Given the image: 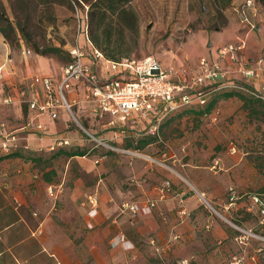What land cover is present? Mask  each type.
<instances>
[{"label":"rangeland","instance_id":"1","mask_svg":"<svg viewBox=\"0 0 264 264\" xmlns=\"http://www.w3.org/2000/svg\"><path fill=\"white\" fill-rule=\"evenodd\" d=\"M90 1L0 0L1 25L9 35L4 37L0 31V57L6 49L28 60H46L54 72L58 71L69 60L68 50L84 44L81 17L85 6L89 9ZM243 1L134 0L129 6L138 17V37L136 43L126 39L122 49L131 50L128 58L154 57L167 70L177 74L186 71L194 76L201 56L231 43L243 29L231 35L227 33L233 24L240 25L234 8ZM254 1L257 13L264 16V0ZM7 22L11 27L7 28ZM114 25L123 26L117 20ZM36 48H57L59 52L41 55L36 53ZM263 55L264 50L261 53L248 50L244 62H256ZM234 77V86L248 88L250 93L225 84L207 97L205 105L194 106L165 124L156 137L147 135L150 120H140L138 128H128L123 137L115 136L104 127L108 120L79 119L92 137L70 122V131L74 133L68 137L75 140L60 151L85 152V156L69 158L59 154L58 149L43 148L38 152L24 151L22 158H7L0 162V193L18 186L19 179L13 177L22 173L8 172L19 164L32 163L36 167L32 170L44 173L53 187L44 194L29 197L27 212L32 217L50 214L52 222L68 233L73 220L84 222L88 209L82 204L88 195H95L99 203L98 215L93 218L96 226L92 230L86 226L88 231L103 227L113 232L119 228L124 234L127 231L136 237L135 225L147 226L159 221L172 227L201 224L205 231L212 227L227 231L228 238L199 251L198 255H202L199 261L194 258L167 261L156 250L145 256L147 264H182L183 261L186 264H234L236 261L264 264V225L254 204V197L264 203V100L260 98L264 97V91H258L259 88L239 74ZM231 92L251 102L245 105L239 97L223 96ZM213 101L216 103L212 112L201 114ZM145 139H150V144L140 150L131 149ZM231 145L236 146V153L231 152ZM95 160L100 162L95 164ZM189 172L199 176L198 185L189 181ZM174 180L179 182L178 186L173 184ZM157 187L164 194L179 188L182 193L186 191L183 199L187 195L192 200L187 204L179 202L173 209L174 213L185 209L186 215L176 213L169 220L161 216L158 220L157 194L153 192ZM231 192L235 194L234 200ZM200 194H204L206 201ZM147 200L157 203L152 215L121 213L123 203ZM173 236V241L180 240L176 232ZM175 237L178 238L175 240ZM135 251V246L126 251L131 260H135Z\"/></svg>","mask_w":264,"mask_h":264},{"label":"built area","instance_id":"2","mask_svg":"<svg viewBox=\"0 0 264 264\" xmlns=\"http://www.w3.org/2000/svg\"><path fill=\"white\" fill-rule=\"evenodd\" d=\"M234 10L243 15V23L248 24L251 30L255 28L246 16L247 11H257L254 0H246ZM87 13L88 7L85 6L81 17L84 44H77L68 50L70 61L61 67L60 74L54 77L33 76L20 91L22 104L27 106L31 115L20 130L45 135L48 127L37 121L48 117L56 122L59 111L64 110L78 130H84L92 137L75 115L74 111L77 109L92 120H108L104 127L110 128L117 137L125 136L130 123L134 125L140 120H150L147 135L156 137L167 119L183 110L205 105L207 97L225 84L250 93L248 88L234 86L233 78L236 74L246 80L262 76L258 91H264V57L258 59L254 67L242 60L247 49L246 36L218 48L214 55L200 57L196 75L192 76L186 71L177 74L165 69L154 57L140 60L123 58L120 61L107 59L89 40ZM6 67V64L0 67V80L4 78ZM69 94L73 95V100L69 99ZM260 98L264 100V97ZM12 103L13 97L5 95L0 107ZM7 128L6 124L0 123V157L19 150L16 132ZM67 146H71V141L63 138L57 140L56 146L51 150ZM236 149L235 145H231L232 153H236ZM123 152L131 153L125 150ZM99 162L94 161L95 164ZM200 195L206 201L204 194ZM230 196L234 200L233 192ZM98 204L95 195L89 196L85 203L92 213H95ZM156 204L152 200L126 202L122 204L121 213L150 216ZM254 204L258 208L261 224L264 225V203L259 197H254ZM180 215H186V210H181ZM109 245L112 249L122 248L125 251L133 248L123 233L112 237ZM182 264H186V261ZM234 264H240V261Z\"/></svg>","mask_w":264,"mask_h":264},{"label":"crops","instance_id":"3","mask_svg":"<svg viewBox=\"0 0 264 264\" xmlns=\"http://www.w3.org/2000/svg\"><path fill=\"white\" fill-rule=\"evenodd\" d=\"M237 14L240 18V25L233 24L231 28L227 29V33L231 35V33H235V30L243 29L235 35L231 43H235L241 36H246L247 49L245 54L247 55L248 50H250V53H261L264 50V16L258 14L257 11H247L246 16L255 26L251 30L248 24L243 23V15L239 12ZM218 48L203 56L214 55ZM244 55H242L243 61ZM262 57L264 55L260 58ZM4 64L7 67L4 71V78L0 80V102L5 95H11L13 103L0 107V123L6 124L9 131L16 132L18 149L27 152H38V150L46 148L52 151L51 149L56 146L59 139L66 138L73 142L75 139L68 137L74 133L70 131L71 126L69 124L71 120L64 110L59 111V119L56 122H52L48 117H43L37 121L48 127L45 135L20 130L25 120L31 117L27 106L22 104L20 91L26 87L33 76H58L61 68L54 72L50 63L46 60L39 58L33 61L28 60L20 57L16 52L7 51L6 49L5 53L1 54L0 67ZM251 64L252 67L255 66V62ZM246 82L259 88L262 84V76L253 80H246ZM68 97L71 100L74 98L72 94H69ZM75 111L74 113L78 118L88 119L79 110L75 109ZM138 126L137 123L134 125L130 123L128 128L135 130ZM6 163L4 162V164ZM8 166H10L9 163ZM33 168L36 169L32 163H24L8 172L9 174H15L18 171L22 173L13 177L19 179L18 186L15 189L10 186L11 190L8 189V191H1L0 193V264H147L145 256L154 254L156 250H160L159 256L167 261L172 258H180L179 260L194 258V260L199 261L202 256L198 255L199 251H205V248L210 246L209 244L221 243L228 238L227 231H224L221 227H212L210 231H205L201 224L199 226L183 224L172 227L161 221L147 226L141 223L135 225L136 237H131V233L127 231L124 234L123 230L120 231L119 228L114 229L113 232L103 227H98L96 231H88L86 226L89 230L94 229L89 227L96 226L93 218L98 215V210L92 213L90 207L86 206L87 204L85 205L88 197L93 195H88L85 203L82 204L83 207L88 209L86 211L83 209L85 211L84 222L79 223L81 219L73 220L72 225H69L71 233H68L63 227L52 222L50 214H42L40 217L34 214V217H32L27 212L29 197L33 198V195L35 197L38 194H44L47 189L51 190V187H53L51 179L47 181L44 173L39 174L37 170H32ZM187 176L194 186L199 184L197 174L189 172ZM173 184L178 186L179 182L174 180ZM160 189L161 187L153 189V192L157 194L158 212L156 217L158 220L160 216L169 220L176 213H180V211L173 212L179 202L187 204L192 200V197L187 195H185L184 200L183 196L186 191L182 193L180 188L173 193L166 192L165 194ZM79 196H81L80 193H78ZM14 201L17 202L16 206L13 205ZM75 205L77 206V204ZM110 232L113 233L111 238L119 232L126 235L125 237L131 245L133 244L136 248L134 252L136 262L131 260L129 252L124 251L122 248L111 249L109 247V249L105 246L110 237ZM174 232L180 235L179 241H173Z\"/></svg>","mask_w":264,"mask_h":264},{"label":"trees","instance_id":"4","mask_svg":"<svg viewBox=\"0 0 264 264\" xmlns=\"http://www.w3.org/2000/svg\"><path fill=\"white\" fill-rule=\"evenodd\" d=\"M134 0H91L89 3L88 9V36L92 45L100 50L104 56L112 61H120L123 58H128V55L131 53L130 49L123 50V44L126 39H129V42L136 43V38L138 37V17L136 12L129 6L131 2ZM115 20L120 21L123 26L114 25ZM3 19L0 18V31L4 37H9L7 30L4 26H2ZM7 28L11 27L10 23H5ZM36 53L45 55V54H55L59 52L57 48H49L40 50L36 48ZM68 62L70 61V55L68 53ZM225 98L239 97L246 104L251 101L246 99L245 97L235 93H226L223 94ZM216 101L212 102L206 109H204L201 114L211 113L214 109ZM190 109H186L173 116L170 119H167L161 128L164 127L165 124L170 122L171 120L177 118L184 112H187ZM141 122V121H140ZM150 139H145V141L141 142L135 148H131L134 150H140L144 148L146 145L150 144ZM128 148V149H130ZM63 148L58 149V152ZM127 149V150H128ZM24 151L16 150L8 155L0 157V162L7 158H22L24 157ZM59 154L65 155L69 158H77L84 157L85 152H67L60 151ZM46 180L49 181L50 178L44 175Z\"/></svg>","mask_w":264,"mask_h":264}]
</instances>
